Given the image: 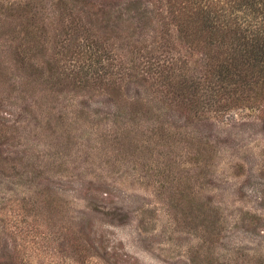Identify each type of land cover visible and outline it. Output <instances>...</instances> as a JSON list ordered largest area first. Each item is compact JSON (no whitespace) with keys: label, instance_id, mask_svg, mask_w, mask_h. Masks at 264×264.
<instances>
[{"label":"rangeland","instance_id":"374dc122","mask_svg":"<svg viewBox=\"0 0 264 264\" xmlns=\"http://www.w3.org/2000/svg\"><path fill=\"white\" fill-rule=\"evenodd\" d=\"M165 2L0 0V264H264V110L165 86Z\"/></svg>","mask_w":264,"mask_h":264},{"label":"trees","instance_id":"16d2710c","mask_svg":"<svg viewBox=\"0 0 264 264\" xmlns=\"http://www.w3.org/2000/svg\"><path fill=\"white\" fill-rule=\"evenodd\" d=\"M160 18L161 57L178 53L175 42L190 58L198 55L195 64L202 67L198 79L179 59L154 62L166 64L162 73L152 67L165 86L193 95L206 85L219 110L241 103L264 110V0H166ZM175 69L185 74L178 79ZM226 98L231 101L220 105Z\"/></svg>","mask_w":264,"mask_h":264}]
</instances>
